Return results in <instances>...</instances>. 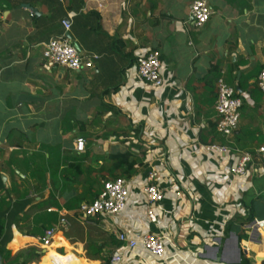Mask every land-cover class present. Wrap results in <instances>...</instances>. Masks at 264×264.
<instances>
[{
    "label": "crops",
    "instance_id": "1",
    "mask_svg": "<svg viewBox=\"0 0 264 264\" xmlns=\"http://www.w3.org/2000/svg\"><path fill=\"white\" fill-rule=\"evenodd\" d=\"M194 1L0 0L3 264H107L124 252L117 238L124 226L164 236L166 257L181 258L144 255L151 264H243L244 256L264 264L255 225L264 220V0H205L214 14L201 28L191 17ZM64 36L99 57L92 69L72 71L44 57L45 45ZM152 51L161 57V88L137 73L138 58ZM221 78L243 103L229 138L217 131ZM213 144L230 151L213 155L205 148ZM243 152L254 159L237 177L232 169ZM118 154H129L131 167L116 170L109 159ZM151 171L167 191L160 204L142 190ZM115 177L130 183L127 209L83 217L81 205ZM54 227L44 247L40 238ZM68 245L82 255H66Z\"/></svg>",
    "mask_w": 264,
    "mask_h": 264
},
{
    "label": "built area",
    "instance_id": "2",
    "mask_svg": "<svg viewBox=\"0 0 264 264\" xmlns=\"http://www.w3.org/2000/svg\"><path fill=\"white\" fill-rule=\"evenodd\" d=\"M214 14L212 8L205 0H195L191 5V17L196 27H203ZM65 31L68 33L72 28L71 19L62 22ZM44 57L55 65H59L72 71H82L92 69L94 62L99 57L97 55H86L79 51L69 39L64 36L55 38L45 45ZM162 62L160 53L152 51L141 56L137 60V73L146 83L153 87L161 88L164 86V80L161 73ZM258 86L264 93V69L258 76ZM218 96L215 110L218 116L217 131L225 138L231 137L238 129L241 119V108L243 106L241 98L237 95L234 87L225 82L224 79L218 80ZM77 150L83 152L86 142L84 139L77 140ZM213 155L226 154L230 151L227 145L213 144L205 147ZM259 151L264 153V147ZM253 155L250 152H243L239 157L237 165L232 169V174L237 177H245L248 166L253 162ZM150 184L143 187V192L152 204H160L166 197V190L161 189L154 181L158 179V173L151 171L148 175ZM170 191L181 196L178 188H170ZM130 196V183L124 177H118L105 181L103 189L99 196L89 204H83L79 208V213L85 218H110L122 214L128 206ZM150 222L156 223L157 216L152 208L147 212ZM60 225L64 228L70 226L65 216L60 219ZM256 227L262 232L264 237V220H258ZM57 233V228L47 229L40 242L44 247H49ZM118 240L124 245V252H116L110 258V264H151L147 256L156 260H167L177 255L166 257L167 239L157 233L142 232L137 235L134 228L124 226L117 233ZM137 248L142 251L140 255H135ZM78 251L77 249H74ZM82 255L80 251H78ZM67 253V252H66ZM65 255V254H64ZM138 256V257H137ZM179 257V256H177ZM180 258V257H179ZM181 259V258H180ZM186 262V261H184Z\"/></svg>",
    "mask_w": 264,
    "mask_h": 264
},
{
    "label": "trees",
    "instance_id": "3",
    "mask_svg": "<svg viewBox=\"0 0 264 264\" xmlns=\"http://www.w3.org/2000/svg\"><path fill=\"white\" fill-rule=\"evenodd\" d=\"M129 157H130V155L129 154H118V155H115V156H111L110 157V159L109 160H113V165L115 166V169L116 170H121V169H124V167H126V166H128V167H131V165H128V163H129ZM116 178V177H115ZM114 178V179H115ZM98 197V196H97ZM96 197V198H97ZM95 198V199H96ZM94 199V200H95ZM57 214H55L54 215V219L53 220H55V221H57ZM47 230V229H46ZM45 230V231H46ZM42 237V236H41ZM245 236L244 235H242V237L241 238H244ZM0 239H1V231H0ZM1 241V240H0ZM1 250H3L2 249V247L0 248ZM0 250V251H1ZM7 258H9L8 256H7ZM110 262V258L108 259V261H107V264ZM249 261H248V259L244 256L243 257V260H242V263L243 264H247ZM6 264H9V262L7 263V260H6Z\"/></svg>",
    "mask_w": 264,
    "mask_h": 264
},
{
    "label": "bare ground",
    "instance_id": "4",
    "mask_svg": "<svg viewBox=\"0 0 264 264\" xmlns=\"http://www.w3.org/2000/svg\"><path fill=\"white\" fill-rule=\"evenodd\" d=\"M64 250L67 252L66 255H69V254L74 253V254H76L78 257H80V255H79L80 253H79L78 251L74 250V249L72 248L71 245L66 246V247L64 248Z\"/></svg>",
    "mask_w": 264,
    "mask_h": 264
},
{
    "label": "water",
    "instance_id": "5",
    "mask_svg": "<svg viewBox=\"0 0 264 264\" xmlns=\"http://www.w3.org/2000/svg\"><path fill=\"white\" fill-rule=\"evenodd\" d=\"M0 264H3L2 256L0 255Z\"/></svg>",
    "mask_w": 264,
    "mask_h": 264
},
{
    "label": "rangeland",
    "instance_id": "6",
    "mask_svg": "<svg viewBox=\"0 0 264 264\" xmlns=\"http://www.w3.org/2000/svg\"><path fill=\"white\" fill-rule=\"evenodd\" d=\"M60 252H64V251H60Z\"/></svg>",
    "mask_w": 264,
    "mask_h": 264
}]
</instances>
